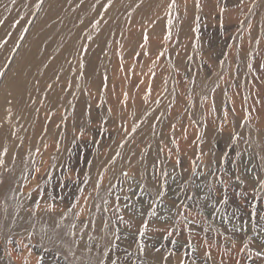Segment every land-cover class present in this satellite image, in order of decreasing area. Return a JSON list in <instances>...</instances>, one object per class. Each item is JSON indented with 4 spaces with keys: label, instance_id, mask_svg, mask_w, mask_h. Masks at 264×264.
I'll return each instance as SVG.
<instances>
[{
    "label": "rangeland",
    "instance_id": "obj_1",
    "mask_svg": "<svg viewBox=\"0 0 264 264\" xmlns=\"http://www.w3.org/2000/svg\"><path fill=\"white\" fill-rule=\"evenodd\" d=\"M0 264H264V0H0Z\"/></svg>",
    "mask_w": 264,
    "mask_h": 264
}]
</instances>
